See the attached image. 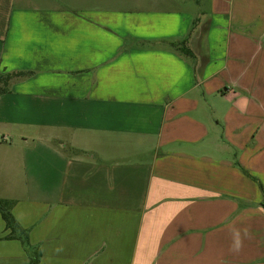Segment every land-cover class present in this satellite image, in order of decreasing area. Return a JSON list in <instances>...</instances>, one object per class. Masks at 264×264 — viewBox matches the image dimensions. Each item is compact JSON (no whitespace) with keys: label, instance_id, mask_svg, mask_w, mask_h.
<instances>
[{"label":"crops","instance_id":"crops-1","mask_svg":"<svg viewBox=\"0 0 264 264\" xmlns=\"http://www.w3.org/2000/svg\"><path fill=\"white\" fill-rule=\"evenodd\" d=\"M0 73L29 75L0 200L40 264H264V0H0Z\"/></svg>","mask_w":264,"mask_h":264},{"label":"trees","instance_id":"trees-1","mask_svg":"<svg viewBox=\"0 0 264 264\" xmlns=\"http://www.w3.org/2000/svg\"><path fill=\"white\" fill-rule=\"evenodd\" d=\"M170 46L183 54L186 57H192L194 54L188 46V40L170 43ZM27 74L12 73L1 74L0 73V97L8 94L11 91L12 85L19 79L26 78ZM13 203L0 200V215L5 223L6 231H9V235L1 239L2 241L18 240L22 243L26 253L29 256L30 264H40L42 253L39 249L33 248L29 241V233L23 229L16 221L12 214ZM264 206V204H263Z\"/></svg>","mask_w":264,"mask_h":264},{"label":"clouds","instance_id":"clouds-1","mask_svg":"<svg viewBox=\"0 0 264 264\" xmlns=\"http://www.w3.org/2000/svg\"><path fill=\"white\" fill-rule=\"evenodd\" d=\"M240 246H241L240 236H239V233H236L235 234V238H234V248H235V250H239Z\"/></svg>","mask_w":264,"mask_h":264}]
</instances>
